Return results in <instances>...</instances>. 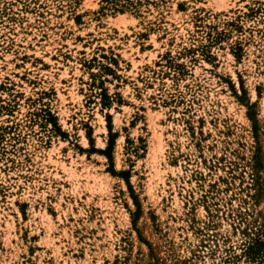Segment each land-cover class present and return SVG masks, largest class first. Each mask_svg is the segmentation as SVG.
I'll return each mask as SVG.
<instances>
[{
    "label": "rangeland",
    "instance_id": "rangeland-1",
    "mask_svg": "<svg viewBox=\"0 0 264 264\" xmlns=\"http://www.w3.org/2000/svg\"><path fill=\"white\" fill-rule=\"evenodd\" d=\"M0 264H264V0H0Z\"/></svg>",
    "mask_w": 264,
    "mask_h": 264
},
{
    "label": "trees",
    "instance_id": "trees-1",
    "mask_svg": "<svg viewBox=\"0 0 264 264\" xmlns=\"http://www.w3.org/2000/svg\"><path fill=\"white\" fill-rule=\"evenodd\" d=\"M113 174H115V172H112Z\"/></svg>",
    "mask_w": 264,
    "mask_h": 264
}]
</instances>
